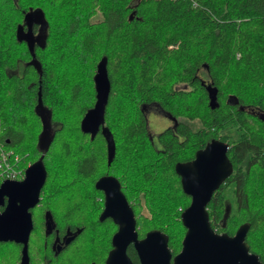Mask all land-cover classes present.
Returning <instances> with one entry per match:
<instances>
[{
	"label": "trees",
	"instance_id": "trees-1",
	"mask_svg": "<svg viewBox=\"0 0 264 264\" xmlns=\"http://www.w3.org/2000/svg\"><path fill=\"white\" fill-rule=\"evenodd\" d=\"M195 3L0 0L1 142L25 163L43 156L47 171L30 253H51L41 223L49 211L61 233L81 229L79 258L105 264L117 226L99 219L104 193L96 182L108 175L119 180L139 237L160 230L178 254L186 233L181 214L191 197L175 166L220 139L230 145L233 172L208 205L211 226L233 236L249 223L246 242L264 263V0ZM28 13L42 24L41 42L32 47L24 32L31 31ZM103 57L111 83L105 126L116 144L111 164L101 130L93 140L81 130L96 102L94 76ZM208 85L218 92L215 109ZM149 105L174 122L158 143L144 110ZM77 254L67 251L65 264ZM128 255L140 264L133 247ZM19 260V244L0 242V264Z\"/></svg>",
	"mask_w": 264,
	"mask_h": 264
},
{
	"label": "water",
	"instance_id": "water-1",
	"mask_svg": "<svg viewBox=\"0 0 264 264\" xmlns=\"http://www.w3.org/2000/svg\"><path fill=\"white\" fill-rule=\"evenodd\" d=\"M29 16L28 13L26 20L31 26ZM32 56L33 62H36L35 56ZM94 82L96 102L84 115L81 130L90 134L91 140L101 130L107 142L108 164H111L116 144L111 131L105 126V112L111 91L106 57L98 63ZM207 90L210 107L215 109L219 106L217 89L208 85ZM229 148L227 142L214 139L198 150L193 160L176 164V173L181 178L183 191L191 197V203L181 214L186 233L182 249L175 256L169 248L168 235L160 230H151L139 239L135 213L119 180L108 175L98 179L96 188L105 196L99 219L104 221L110 218L118 226L106 264H132L127 253L132 243L140 264H264L257 254L250 252L246 242L249 223L241 225L233 236L218 233L211 226L208 205L214 193L233 172L227 154ZM46 178L47 171L41 156L26 169L23 180H6L0 185V208H3L0 212V242L23 245L20 264H29L28 244L34 228L32 210L40 202ZM46 219V234H49L55 227L49 211ZM76 233L80 234L81 230Z\"/></svg>",
	"mask_w": 264,
	"mask_h": 264
},
{
	"label": "flooded vegetation",
	"instance_id": "flooded-vegetation-1",
	"mask_svg": "<svg viewBox=\"0 0 264 264\" xmlns=\"http://www.w3.org/2000/svg\"><path fill=\"white\" fill-rule=\"evenodd\" d=\"M41 25L42 24L40 23L39 19L38 20H33L32 21V26H31V31L28 32L29 31V27H28V30L24 31L29 36L28 44H29L30 47H32L35 42H37V44H39L41 42ZM33 27H36L35 31H34ZM104 201H105V196H104ZM38 206H40V202H39V204L36 207H38ZM103 209H104V207H103ZM33 210H32V214H33ZM47 212L48 211L45 212L44 218L41 221V223L45 227L44 238L50 237L52 239V241L50 243V246H49L51 253L47 254L46 256H40L38 254H35V252L30 253L29 252L30 241H29V244H28L29 264H65V262H64V258L65 257L64 256H65L66 252L67 251L68 252L76 251V254H77L79 252L81 246H82V244L80 243L81 242L80 234L76 233L77 230H81L80 228H75V229L67 228L63 233H61L59 231V229H57L56 222H54V220H53V223H54L55 227L52 229L51 233L46 234V224H47V221H48L46 219V213ZM33 225H34V220H33ZM117 231H118V226H117V229L114 232L113 236L115 235V233ZM137 231H138V228H137ZM113 236L111 238V248H110L109 252L113 249V245H112ZM144 237H139V239H142ZM30 239H31V236H30ZM85 239H86V237H85ZM9 243L19 244V243H16V242H9ZM19 245H20V260H19L18 264L21 263L22 248H23L22 244H19ZM130 247H133L134 250H135L134 244L132 243V244H130L128 246L127 253H128V250H129ZM109 252H108V254H109ZM135 252H136V250H135ZM108 254H107V257H108ZM136 254H137V252H136ZM78 256H79V253L77 254V257L74 258L73 264H86V257L85 258H79ZM137 256H138V254H137ZM173 256H175V255H173ZM107 257H106V259H107ZM106 259H105V264H106ZM131 261H132V259H131ZM132 264H133V262H132Z\"/></svg>",
	"mask_w": 264,
	"mask_h": 264
},
{
	"label": "built area",
	"instance_id": "built-area-1",
	"mask_svg": "<svg viewBox=\"0 0 264 264\" xmlns=\"http://www.w3.org/2000/svg\"><path fill=\"white\" fill-rule=\"evenodd\" d=\"M26 169L21 166L20 156L2 145L0 128V184L6 180H21Z\"/></svg>",
	"mask_w": 264,
	"mask_h": 264
},
{
	"label": "rangeland",
	"instance_id": "rangeland-1",
	"mask_svg": "<svg viewBox=\"0 0 264 264\" xmlns=\"http://www.w3.org/2000/svg\"><path fill=\"white\" fill-rule=\"evenodd\" d=\"M145 113L147 114L148 121H149V127L150 132L152 135V139L155 143H158V135L163 132L165 129L173 126V120L169 115H167L160 107L159 105H149L144 107ZM8 149L7 147H5ZM12 150V149H11ZM15 154L14 150H12ZM20 156L21 166L25 167L26 164L29 166L31 163L26 160V156H23L21 154H18ZM26 166V167H27ZM1 212V211H0Z\"/></svg>",
	"mask_w": 264,
	"mask_h": 264
},
{
	"label": "bare ground",
	"instance_id": "bare-ground-1",
	"mask_svg": "<svg viewBox=\"0 0 264 264\" xmlns=\"http://www.w3.org/2000/svg\"><path fill=\"white\" fill-rule=\"evenodd\" d=\"M192 1L195 3V0H192ZM195 4H196V3H195ZM2 145L5 146L3 143H2ZM30 165H31V164H30ZM30 165H29V166H30ZM26 166H27V164H26ZM26 166H25V167H26ZM29 166H27L26 168H28ZM24 177H25V170H24L23 178H22L21 180H23ZM18 181H20V180H18ZM3 182H4V181H3ZM0 185H1V184H0ZM33 226H34V225H33Z\"/></svg>",
	"mask_w": 264,
	"mask_h": 264
}]
</instances>
